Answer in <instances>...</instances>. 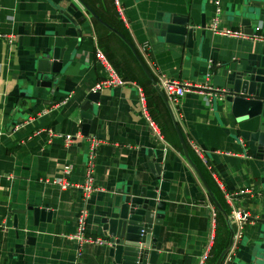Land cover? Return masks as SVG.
<instances>
[{
  "label": "crops",
  "instance_id": "crops-1",
  "mask_svg": "<svg viewBox=\"0 0 264 264\" xmlns=\"http://www.w3.org/2000/svg\"><path fill=\"white\" fill-rule=\"evenodd\" d=\"M215 2L216 27L243 31L246 0H0V264H115L108 242L72 237L78 214L85 210L86 234L108 240L102 217L114 214L125 192L156 183L152 159L171 173L166 190L157 191L164 208L155 263L208 264L210 252L226 246L230 226L232 242L220 264H250L249 244L259 229L254 218L262 215L257 194L264 187V154L248 140L257 117H235L221 90L256 56L246 38L212 31ZM169 14L192 19L190 44L157 35V22ZM96 17L131 43L154 83ZM97 49L107 67L95 58ZM53 53L59 70L50 85H37L39 68L57 61ZM108 67L125 81L87 100ZM164 77L191 88L167 96ZM82 111L89 113L86 133ZM88 165L94 188L84 198ZM62 178L70 184L52 181ZM44 204L49 213L34 214ZM235 211L247 218L229 221Z\"/></svg>",
  "mask_w": 264,
  "mask_h": 264
},
{
  "label": "water",
  "instance_id": "water-1",
  "mask_svg": "<svg viewBox=\"0 0 264 264\" xmlns=\"http://www.w3.org/2000/svg\"><path fill=\"white\" fill-rule=\"evenodd\" d=\"M84 5V3L82 2ZM87 7V6H86ZM90 12H92L89 9ZM96 19H98L96 17ZM99 20V19H98ZM109 30L118 35L130 48L144 73L152 83L154 78L135 52L131 43L115 28L102 20H99ZM240 25L244 26L243 32L248 35L244 43L251 49V58L255 57L253 63L241 71H235L230 85L221 91L224 99L228 103L232 114L240 118L257 117V127L248 134V140L252 142L257 152L264 154V0H246V9L240 19ZM156 32L165 42L181 44L185 39L186 43L191 42L194 37L195 27L191 18L169 14L165 19H160L156 24ZM200 27H204L201 18ZM50 66L39 68L43 74L36 84L43 86L50 85L52 73L57 72L60 67L59 54L53 53ZM159 93L163 92L154 84ZM96 90L88 93L87 100H96ZM89 103H84L83 110L89 108ZM88 115L82 111V127L86 133L88 127ZM174 129L177 133L182 151L187 157L181 133L173 121ZM85 130V131H84ZM149 169L156 181L141 186L134 192H125L120 196L116 210L113 215L102 217V228L104 234L108 236V254L112 256L115 264H156L160 243L156 241L158 228L162 220L164 201L157 199V191L166 190L167 178H170V171L165 170L159 162L150 160ZM162 169V170H161ZM196 169V168H195ZM197 171V169H196ZM198 175L199 172L197 171ZM200 176V175H199ZM200 179L213 203L220 208L214 195L210 191L206 182ZM262 206L260 217H255L254 221L259 223V229L254 239L249 244L251 255L250 264H264V187L258 192ZM47 205L41 208L33 207L34 214L41 215L49 213ZM229 220V219H228ZM233 230L229 226V237L226 246L221 249L213 264H220L223 255L232 242ZM164 264V263H162Z\"/></svg>",
  "mask_w": 264,
  "mask_h": 264
},
{
  "label": "built area",
  "instance_id": "built-area-1",
  "mask_svg": "<svg viewBox=\"0 0 264 264\" xmlns=\"http://www.w3.org/2000/svg\"><path fill=\"white\" fill-rule=\"evenodd\" d=\"M215 5L216 6L214 9V15L212 17L211 24L209 25L212 31L219 33L221 35H228V36H233V37L242 38V39L248 38V35L245 34L243 31H241L239 28H217L216 27V19H217L216 14L218 13L219 8L216 2H215ZM94 56L101 64L107 67V62L104 57V54L100 50L97 49L94 52ZM205 75L207 76L208 74L206 73ZM124 81L125 80L122 79L119 75H117L115 71H113L111 68L108 67L107 76L96 81L92 87V90L102 89L110 85H119V84H122ZM161 84H162L163 92L167 96H170L172 98L181 97L185 90L191 88L190 84L187 82L178 83L176 80L165 78V77L161 79ZM139 98L142 104L143 102L142 95H140ZM149 123L152 126V122H149ZM63 137L65 139V142H69L71 140V136L69 134H65ZM93 145H94V141H93ZM69 168H70L69 165H64L62 168L63 172L67 173ZM52 181L58 184L60 187H64L70 184L66 178H62L60 180L53 179ZM93 188H94V185L92 184L91 167L90 165H88L85 171L84 180L82 182L83 197L84 198L87 197ZM228 196L229 195H226V198ZM212 214L214 215V212H212ZM231 214H232L231 215L232 218L230 217L231 219L237 218V219L244 220L247 218L246 213L244 212L235 211ZM84 216H85V210L81 209L77 217L76 227H75L74 233L72 234V237L75 238L78 242H93V243L108 242L109 243V241L106 238H101L98 236L92 237L85 233ZM199 264H201V261Z\"/></svg>",
  "mask_w": 264,
  "mask_h": 264
},
{
  "label": "trees",
  "instance_id": "trees-1",
  "mask_svg": "<svg viewBox=\"0 0 264 264\" xmlns=\"http://www.w3.org/2000/svg\"><path fill=\"white\" fill-rule=\"evenodd\" d=\"M107 28V27H106ZM108 29V28H107ZM119 30L120 31H122L123 32V27L122 26H120L119 27ZM111 31V30H110ZM115 34V33H114ZM215 197V196H214ZM216 199V198H215ZM211 251V250H210ZM216 252H218L217 251V249L216 250H212V253L210 252V254H209V256H208V264L210 263V261H213V258H214V256H215V254H216ZM216 257V256H215ZM209 259H212V260H209Z\"/></svg>",
  "mask_w": 264,
  "mask_h": 264
},
{
  "label": "rangeland",
  "instance_id": "rangeland-1",
  "mask_svg": "<svg viewBox=\"0 0 264 264\" xmlns=\"http://www.w3.org/2000/svg\"><path fill=\"white\" fill-rule=\"evenodd\" d=\"M228 219H229V218H228ZM230 220H231V218L229 219V221H230ZM218 252H219V251H218ZM218 252H216L215 256H217V255H218ZM215 256H214V258H213V261H214V259L216 258ZM210 260H212V259H210ZM220 263H221V262H220ZM209 264H212V261H210V263H209Z\"/></svg>",
  "mask_w": 264,
  "mask_h": 264
}]
</instances>
